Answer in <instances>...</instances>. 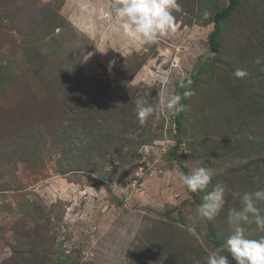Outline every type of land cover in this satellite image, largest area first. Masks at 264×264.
<instances>
[{"label": "rangeland", "instance_id": "374dc122", "mask_svg": "<svg viewBox=\"0 0 264 264\" xmlns=\"http://www.w3.org/2000/svg\"><path fill=\"white\" fill-rule=\"evenodd\" d=\"M112 4L0 0V264H144L136 247L161 237L204 255L230 234L237 194L264 188V113L243 111L264 102L253 63L264 53V0H241L218 54L211 20L229 0H177L176 31L149 45L122 42ZM188 80L185 111L139 123L137 97L155 105L159 90L182 93ZM200 166L227 188L215 238L179 180Z\"/></svg>", "mask_w": 264, "mask_h": 264}, {"label": "clouds", "instance_id": "9594fccd", "mask_svg": "<svg viewBox=\"0 0 264 264\" xmlns=\"http://www.w3.org/2000/svg\"><path fill=\"white\" fill-rule=\"evenodd\" d=\"M114 31L124 44H154L162 36L174 33L177 20L173 9H178L177 0H113ZM207 15V13H205ZM253 63L264 64V55H257ZM249 75L244 68H237L234 76L243 79ZM182 93L169 94L158 91L155 105L146 103L143 97H137L133 103L139 123L144 125L149 118H158L167 111L175 116L187 109L182 103L195 95L191 80L181 84ZM215 172L205 166L197 167L179 177L181 184L193 193H203L202 203L197 206V214L208 220L216 217L226 204V185L212 183ZM240 196V206L229 208L227 222L230 234L223 244L209 251L203 257V264H264V237L251 238L246 225L255 224L264 229V210L257 206L264 201V188ZM190 234L198 235L193 222L189 227ZM195 264H200L199 261Z\"/></svg>", "mask_w": 264, "mask_h": 264}, {"label": "trees", "instance_id": "16d2710c", "mask_svg": "<svg viewBox=\"0 0 264 264\" xmlns=\"http://www.w3.org/2000/svg\"><path fill=\"white\" fill-rule=\"evenodd\" d=\"M241 7V0H229V5L219 11H214L213 13V18L211 22L214 24V31L212 32L211 36L209 37V44L211 51L218 54L221 51V44H220V37L222 35L223 27L226 25V23L229 20H232L234 15L239 11V8ZM60 28V27H57ZM260 55H264V53H261ZM257 70H258V78L260 80L262 88H264V64L257 65ZM103 77V76H99ZM105 87H104V96H103V101L106 99V92L109 91L110 83L108 79H105ZM90 98H86L85 100H81V103L77 107L76 111L81 112L82 115H86L90 113L91 110V104H90ZM102 101V102H103ZM187 100H183L182 103L186 105ZM261 104H256L255 102H246L245 106H243V111L248 108L250 113L252 110L257 113V111H261L264 113V102L263 99L260 98ZM123 103V102H122ZM106 106H103V108H106ZM134 112V110L132 111ZM132 118V117H131ZM133 120V118H132ZM128 122H121L122 125H125ZM177 130L180 131L182 129V122L177 123ZM82 129L85 131L86 126H82ZM88 143H86L87 145ZM190 192V191H189ZM193 196L197 198V202L200 204L202 203V200H198V196L196 193L190 192ZM209 229L211 232V235L216 237V233L213 229V223L211 220L206 219ZM163 236V234H162ZM149 243H151L149 245ZM147 242L145 243L146 246H143L141 243L138 244L136 247L137 252L142 253L141 256H139L138 259L139 262H143L144 264H192L193 260L199 261L200 264H203V257L206 255H203V252L199 250L197 252V249L190 248L187 243L185 244H180V245H174L169 244V239L166 238H160L159 240H155L154 242ZM161 244L158 246L157 244ZM215 243L217 246H220L223 244V242H220L218 240H215ZM169 248V252H164L165 249ZM147 252L150 253V255L147 254ZM156 254V255H155ZM195 255V256H193ZM170 257V260H169ZM192 257V262L190 263Z\"/></svg>", "mask_w": 264, "mask_h": 264}]
</instances>
